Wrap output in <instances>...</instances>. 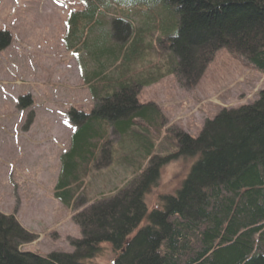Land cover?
Instances as JSON below:
<instances>
[{
  "label": "trees",
  "instance_id": "obj_1",
  "mask_svg": "<svg viewBox=\"0 0 264 264\" xmlns=\"http://www.w3.org/2000/svg\"><path fill=\"white\" fill-rule=\"evenodd\" d=\"M90 1L86 13L70 20L71 41L82 42L71 50L85 53L93 66L82 78L96 103L91 113L68 112L75 131L61 155L54 196L70 205L84 194L83 179L111 152V130L125 140L122 165L143 169L125 188L73 216L82 237L71 241L72 252L21 250L32 237L14 216L0 212V264H98L101 244L111 246L112 264H264V88L256 101L208 119L198 136L163 130L160 108L137 97L153 82L148 67L122 69L125 59L143 56L141 30L122 44L112 42L95 18L97 2ZM152 1L170 8V72L180 82L196 83L224 47L264 74V0ZM94 20L102 25L100 35ZM179 157L194 160L190 175L149 212L145 197L162 165Z\"/></svg>",
  "mask_w": 264,
  "mask_h": 264
},
{
  "label": "rangeland",
  "instance_id": "obj_2",
  "mask_svg": "<svg viewBox=\"0 0 264 264\" xmlns=\"http://www.w3.org/2000/svg\"><path fill=\"white\" fill-rule=\"evenodd\" d=\"M94 1L95 18L104 23L103 33H109L112 42L122 44L141 30L143 56L125 59L122 69L148 67L146 77L155 82L140 88L137 97L142 104L160 108L163 130L198 136L206 121L222 109L258 99L264 74L225 47L217 50L196 83L192 78L180 82L178 74L170 72L167 5L156 6L152 0H108V5ZM90 2L0 0V212L14 216L32 237L21 250L39 255L72 252L71 241L82 237L73 216L125 188L143 169L122 165L125 140L111 130L107 145L111 152L83 179L84 194L70 205L54 196L61 155L70 149L75 129L68 112L91 113L96 103L81 78L93 66L85 63V53L71 50L82 42L71 41L75 34L70 20L73 14L86 13ZM93 22L99 32L102 25ZM193 164L194 160L179 157L162 165L157 185L145 197L149 212L163 206L162 196L175 195L183 187ZM100 253L94 262L112 264L115 255L109 244H101Z\"/></svg>",
  "mask_w": 264,
  "mask_h": 264
}]
</instances>
